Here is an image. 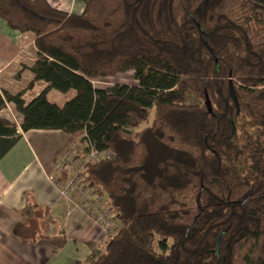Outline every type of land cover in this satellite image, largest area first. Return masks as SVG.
<instances>
[{
  "label": "trees",
  "instance_id": "trees-1",
  "mask_svg": "<svg viewBox=\"0 0 264 264\" xmlns=\"http://www.w3.org/2000/svg\"><path fill=\"white\" fill-rule=\"evenodd\" d=\"M84 4L68 14L47 0H0L5 25L34 35L30 71L48 84L28 105L0 91V112L12 103L22 117H0V159L19 128L115 155L84 173L123 224L90 264H264V0ZM129 72L136 85L94 86ZM50 90L76 96L61 108ZM24 199L13 234L63 249L51 209Z\"/></svg>",
  "mask_w": 264,
  "mask_h": 264
},
{
  "label": "crops",
  "instance_id": "crops-1",
  "mask_svg": "<svg viewBox=\"0 0 264 264\" xmlns=\"http://www.w3.org/2000/svg\"><path fill=\"white\" fill-rule=\"evenodd\" d=\"M47 1L53 8L68 14H82L85 9L84 0ZM37 57L34 35L13 32L0 19V91L11 96L21 94L26 105L40 95L48 84L36 81L30 71ZM75 96V90L67 93L50 90L47 99L62 108ZM8 108L17 112L12 103H7L0 117L11 121ZM19 120L22 121L21 115ZM18 132L21 138L0 159V212L3 214L0 264H90L95 251L103 248L101 229L90 216L75 211L61 197L60 188L69 173L55 168V161L75 148L80 138L58 130L23 132L19 128ZM27 192L33 193L37 203L51 209L56 223L50 233L65 232L70 241L63 249L47 241L26 245L13 234L15 225L21 221L18 211L25 206ZM88 244H94L95 248Z\"/></svg>",
  "mask_w": 264,
  "mask_h": 264
},
{
  "label": "built area",
  "instance_id": "built-area-1",
  "mask_svg": "<svg viewBox=\"0 0 264 264\" xmlns=\"http://www.w3.org/2000/svg\"><path fill=\"white\" fill-rule=\"evenodd\" d=\"M8 117L18 126L16 114L8 108ZM115 155L110 151L100 152L93 147L87 153L80 146H75L66 156L55 161L58 172H68L69 177L60 188L61 197L69 202L75 211L90 216L101 229L100 243L115 235L122 226L114 215L105 196L97 194L91 182L84 181L86 166L100 160H112Z\"/></svg>",
  "mask_w": 264,
  "mask_h": 264
},
{
  "label": "rangeland",
  "instance_id": "rangeland-1",
  "mask_svg": "<svg viewBox=\"0 0 264 264\" xmlns=\"http://www.w3.org/2000/svg\"><path fill=\"white\" fill-rule=\"evenodd\" d=\"M117 84H122V85H136L137 81L135 79L134 73L129 72L127 74H121L113 78H108V79H101L98 81H94V86L97 88H109ZM188 103L189 104H196L199 103V100L196 99L194 96L189 95L188 96ZM16 114V120L19 121V113L15 112ZM21 122V121H20ZM121 226L123 224L120 223Z\"/></svg>",
  "mask_w": 264,
  "mask_h": 264
},
{
  "label": "water",
  "instance_id": "water-1",
  "mask_svg": "<svg viewBox=\"0 0 264 264\" xmlns=\"http://www.w3.org/2000/svg\"><path fill=\"white\" fill-rule=\"evenodd\" d=\"M231 94H232V97L234 98V101H235L236 105L238 106V102H237V99H236V97L234 95L233 89L231 90ZM207 102L209 103V101H207ZM210 111H211V108H210Z\"/></svg>",
  "mask_w": 264,
  "mask_h": 264
}]
</instances>
